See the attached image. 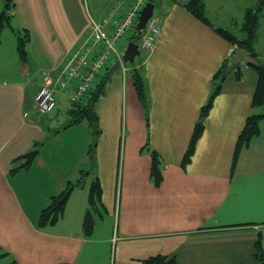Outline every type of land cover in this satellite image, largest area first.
<instances>
[{
	"label": "crops",
	"instance_id": "crops-1",
	"mask_svg": "<svg viewBox=\"0 0 264 264\" xmlns=\"http://www.w3.org/2000/svg\"><path fill=\"white\" fill-rule=\"evenodd\" d=\"M116 1L122 12L132 0H13L10 27L0 35L1 264H140L172 254L176 264L264 263V119L231 173L245 118L253 111L264 114V106L250 107L257 83L253 69L241 64L240 77L227 75L191 161L181 167L212 92L213 75L223 62L228 60V66L232 61L234 47L213 30L225 27L210 19L213 29L201 23L183 8L185 1L150 0L159 29L154 46L141 50L134 64H124V72L111 60L98 77L104 93L95 106L97 138L88 126L83 138L75 140L78 125L64 123L70 103L58 86L57 114L63 121L56 120L55 110L48 115L35 110L42 73L52 79L64 74L73 49L91 35V21L111 32L102 21ZM3 6L0 0V12ZM24 31L29 34L25 63L16 52V33ZM127 41L125 36L119 42L121 55ZM135 73L143 81L145 109L135 91ZM60 134L78 145L75 159L69 145L47 149L42 142ZM33 144L38 155L30 169L9 175L10 162ZM152 152L161 162L159 185L150 177ZM85 171L89 187L76 186L62 216L39 228L40 211L50 198ZM95 177L102 207H96L93 215L99 221L87 237L82 222ZM239 248L242 256L219 263ZM243 259L251 263H241Z\"/></svg>",
	"mask_w": 264,
	"mask_h": 264
},
{
	"label": "trees",
	"instance_id": "trees-1",
	"mask_svg": "<svg viewBox=\"0 0 264 264\" xmlns=\"http://www.w3.org/2000/svg\"><path fill=\"white\" fill-rule=\"evenodd\" d=\"M4 6L3 10L0 12V35L2 30L5 27H10V16L9 12L14 7L13 0H3ZM183 8L191 14L195 19L201 23L209 26L213 29L209 20L206 18L204 13V1L203 0H190L186 4H183ZM264 8V0H258L255 8L248 9L244 16V22L242 24V32L245 34V38L239 39L234 36L232 33L227 31L224 28H214V32L219 35L221 38L230 43L231 46L237 49H243L248 52V54L256 58L259 62L258 67H250L254 70L257 75V83L253 91L250 107L251 110L259 109L264 106V64L259 60V53L254 48L255 32L259 25V18L261 11ZM16 52L19 61L25 63L27 61V52L26 45L29 42V34L23 32L22 34L16 33ZM128 38L129 42L139 43L140 34L133 28L125 35ZM123 36L121 39L125 38ZM120 39V41H121ZM119 46V45H118ZM93 53L96 54V50H93ZM228 61V60H227ZM227 61L223 62L221 67L213 75L212 83V92L205 103V105L200 110L199 119L196 122L187 149L183 155L181 161V167L184 168L187 164L190 163L191 158L195 151V146L203 134L204 131V120L213 107L215 97L221 92L222 84L225 78L222 77V73L227 66ZM66 67V66H65ZM105 69V68H104ZM103 69V70H104ZM102 70V71H103ZM102 73V72H101ZM99 74V76L101 75ZM236 77H240V70L238 69L235 73ZM98 76V77H99ZM70 83V82H69ZM71 84V89L73 90V83ZM134 86L136 94L139 97L142 108H146V97L143 87V81L139 75L135 73L134 75ZM68 91L66 94L68 96V101L71 104V109L69 114L72 116L70 126L79 125L84 120L88 123L91 134L97 138L100 134V129L98 125V116L95 112V106L102 97L104 93V81H98V79L92 84L89 85L85 95L78 101L71 102L69 99V94L72 92ZM264 119V114H257L254 111L251 112L244 120L243 127L236 139L235 148L232 156L231 163V173L234 172L238 156L243 149H246L251 141L259 135V122ZM94 144L89 145L87 154L91 157L92 148ZM38 155L37 144H33L32 148L24 153L23 155L13 159L10 162V169L8 171L9 175H14L19 171H28ZM161 162L156 153L152 152L151 154V167H150V177L153 179L155 185H159L162 180L160 172ZM76 186H82L80 182L76 184L68 182L65 189L58 195H54L50 198L48 205L40 211L38 217V227L43 228L47 225L55 223L63 214L69 197ZM101 195L102 190L97 177L94 178L89 188L88 195V206L85 211L82 230L83 235L89 237L92 234L94 227L93 213L97 212V206L101 205ZM5 255V254H3ZM8 264H17L14 260H11ZM140 264H176L175 255H156L148 257L140 261Z\"/></svg>",
	"mask_w": 264,
	"mask_h": 264
},
{
	"label": "built area",
	"instance_id": "built-area-1",
	"mask_svg": "<svg viewBox=\"0 0 264 264\" xmlns=\"http://www.w3.org/2000/svg\"><path fill=\"white\" fill-rule=\"evenodd\" d=\"M148 0H132L121 12L120 3L113 2L107 17L102 21L109 24L111 32H106L100 24L90 23L91 35L73 53L72 58L64 69V74L57 79H52L48 73L42 75V84L34 96V108L40 114H49L55 107V97L49 88L50 82L67 93V84L73 83V90L69 94L71 102L80 100L89 85H92L111 58L121 62L118 44L120 39L136 27L140 10ZM159 30L152 20L148 21L145 31L141 36L139 48L150 50L157 39ZM96 50V54L93 53ZM124 71L125 68L122 67Z\"/></svg>",
	"mask_w": 264,
	"mask_h": 264
},
{
	"label": "rangeland",
	"instance_id": "rangeland-1",
	"mask_svg": "<svg viewBox=\"0 0 264 264\" xmlns=\"http://www.w3.org/2000/svg\"><path fill=\"white\" fill-rule=\"evenodd\" d=\"M181 1H185L187 3L190 0H181ZM203 1H204V13L205 12L207 13V17H208L207 19H210L214 25L219 24L220 26L225 27L227 31L232 33L234 36L239 37V38H245V34L243 35L242 34L243 32L241 31L242 24L244 22L245 13L248 9L255 8L256 4L258 3V0H203ZM260 13L261 15L259 18V25L255 32V40H254L253 46L256 49V51L260 54L259 60L264 64V8ZM77 48L78 47L73 49V51L71 52L70 58H72V55ZM230 53L232 54V50ZM111 60H115V59L111 58ZM41 84H42V77H41ZM56 86H57V83L53 81L49 83V88L52 90L54 97L56 93V90H55ZM59 103L60 102H57L56 100V107L54 109L55 110L54 115L57 114L59 110L61 111V107L59 106ZM70 109H71V104H67L66 110L69 111ZM57 115H58V118L56 120L58 122H60L61 120L63 121V115L61 114H57ZM64 117H66L67 119V121H65L64 123L71 122L72 116L70 114H65ZM77 127L78 128H76V130H73L74 133L76 134L75 140L83 138L85 134V129L88 128V123L84 120ZM42 142L44 143L46 142L45 146L47 149L55 148L61 145L67 147L69 145L70 155L74 159L76 158V155L78 154V145H76L74 142H72L71 144L70 136L68 135L63 136L62 134H60L59 136L55 138H47L43 140ZM51 162L54 163V168L59 172L58 165L54 161H51ZM75 162L76 161H74V163ZM67 164L68 163H64V166L67 167L66 166ZM86 173H87L86 171L79 172L78 179L71 180L70 183H74L77 185V183L80 182L81 185L86 184V186L89 187V182H90L91 177L85 176ZM93 219L94 221L96 220L95 221L96 223H98L99 220L96 219V215L93 217ZM241 251L242 249L239 248L238 251H234L231 254L227 253L226 255H228V258L226 259V261L224 262L221 261L219 263H232V262H229L230 257L233 255L235 256V254H237L238 256H242ZM191 262L194 263V261H191ZM1 263H4V261H1L0 264ZM187 263H190V261H188ZM241 263H251V262L248 260H244V262H241ZM255 264H264V263L260 262V263H255Z\"/></svg>",
	"mask_w": 264,
	"mask_h": 264
},
{
	"label": "water",
	"instance_id": "water-1",
	"mask_svg": "<svg viewBox=\"0 0 264 264\" xmlns=\"http://www.w3.org/2000/svg\"><path fill=\"white\" fill-rule=\"evenodd\" d=\"M154 10V4L148 2L140 10L136 25V31L138 34H141L147 21L152 17ZM140 55L138 45L134 42H129L126 45V48L122 54V61L127 64H133L135 58ZM240 64H245L247 67H258L259 63L253 57H251L247 51L239 49L236 51L235 55L232 58V62L229 66H226L222 77L225 78L229 73H236L239 69Z\"/></svg>",
	"mask_w": 264,
	"mask_h": 264
},
{
	"label": "flooded vegetation",
	"instance_id": "flooded-vegetation-1",
	"mask_svg": "<svg viewBox=\"0 0 264 264\" xmlns=\"http://www.w3.org/2000/svg\"><path fill=\"white\" fill-rule=\"evenodd\" d=\"M140 39H141V37H140ZM140 41V40H139Z\"/></svg>",
	"mask_w": 264,
	"mask_h": 264
}]
</instances>
